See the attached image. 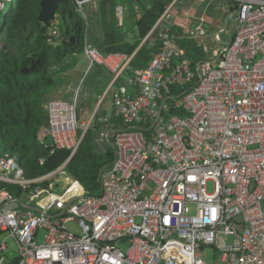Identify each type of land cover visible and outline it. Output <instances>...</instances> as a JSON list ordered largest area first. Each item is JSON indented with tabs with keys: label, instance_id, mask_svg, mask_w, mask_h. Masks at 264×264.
I'll return each instance as SVG.
<instances>
[{
	"label": "built area",
	"instance_id": "2783aa9c",
	"mask_svg": "<svg viewBox=\"0 0 264 264\" xmlns=\"http://www.w3.org/2000/svg\"><path fill=\"white\" fill-rule=\"evenodd\" d=\"M71 1L86 19L84 4L98 0ZM232 1L229 44L193 67L172 24L181 0H172L152 29L160 47L134 70L131 90L116 82L132 56L84 42L89 67L113 74L112 115L123 127L101 137L113 132L114 160L100 173V195H89L65 165L95 113L78 124L75 100H50V154L70 155L57 170L26 178L14 156L0 154V181L20 190L0 188V231L17 247L10 257L0 242V264H264V0ZM8 4L0 0V15ZM54 23L46 42L55 46ZM187 35L202 38L205 26Z\"/></svg>",
	"mask_w": 264,
	"mask_h": 264
},
{
	"label": "trees",
	"instance_id": "16d2710c",
	"mask_svg": "<svg viewBox=\"0 0 264 264\" xmlns=\"http://www.w3.org/2000/svg\"><path fill=\"white\" fill-rule=\"evenodd\" d=\"M171 1L98 0L95 17L88 13L87 21L71 0L60 3L57 10L60 42L54 46L46 42L49 25L38 21L40 0H13L0 30V154L14 156L26 178L46 175L63 165L70 151L59 149L50 154L51 138L42 133L46 114L43 106L60 74L77 62L87 38L101 53L133 54L126 70L133 78L134 70L145 68L160 47L157 39L150 43V37L156 38L153 26ZM117 4L125 10L119 23ZM178 46L189 59V50H201L196 42L184 37L178 38ZM197 60L196 57L191 60L193 67ZM31 64L30 73H20ZM118 80L123 82L121 77ZM172 93L177 95L180 91L174 87ZM171 112L182 113L174 109ZM101 119L96 111L93 123L65 165L67 174L92 196L100 195L98 175L112 164L115 156L113 132L108 139L102 138L101 133L104 128L123 127L113 115L105 121ZM97 132L103 147H99ZM61 181L65 183L67 179ZM48 183L45 181L44 185ZM2 187L20 194L16 185L0 181Z\"/></svg>",
	"mask_w": 264,
	"mask_h": 264
},
{
	"label": "crops",
	"instance_id": "0c3cea01",
	"mask_svg": "<svg viewBox=\"0 0 264 264\" xmlns=\"http://www.w3.org/2000/svg\"><path fill=\"white\" fill-rule=\"evenodd\" d=\"M97 2L98 1H94L84 4L83 10L86 15V21L88 20V13L93 14L96 12ZM234 3L235 2L231 0L228 6H224L221 5V3L220 5H215V0H181V3L174 8L172 24L175 33L179 36L178 38L184 37L187 39H192L194 42H196L197 46L201 47V50L199 51L189 50L191 57L190 59L188 57L187 58L190 61L195 57L198 59L197 63L207 59H214L215 53H217V51H219V49L232 38L234 29L232 16L236 10V3ZM117 6L121 5L117 4ZM122 9L123 12H121V14H118L115 8L116 20L118 21V23L120 22V19L125 12L123 7ZM93 17H95L94 14ZM51 22L49 23V25L51 24ZM200 22L205 26L206 35L202 38L188 36L187 32ZM97 30L99 31V26H97ZM155 39L157 38L152 35L150 37V43L155 42ZM85 41L92 44L87 38H85L84 42ZM130 56H133V54ZM81 58L87 59L82 53L80 56H78V60L74 65L68 67L64 72L60 74L59 81L64 85V88L62 91H60V94L69 93L75 85V88L77 89V82L81 83L83 77H87V79H89L88 84L83 88L82 91L84 93V96H93L95 103H97L101 99H103L106 93L111 94V91L108 90V88L113 80V74L100 65H92L91 67H89V62L87 69H85L84 73H81V67L83 64V60ZM125 74L128 75L126 71ZM130 78L132 77L130 76ZM118 83L120 85H126L128 89L131 90L129 81L123 79L122 83L119 80ZM51 92L47 95V99L52 96ZM110 98L109 101H107V103L104 105V107L101 110L97 111L98 115L105 120L111 118L113 114L112 100ZM54 99L67 101L65 99H61V97L54 96V98L49 99L48 102ZM74 100L76 101V98ZM83 102L85 107L87 108L92 105V102H89L86 99H84ZM108 110L109 114H107ZM44 129L42 131L43 134H45ZM98 142H101L103 145V142L101 140H98Z\"/></svg>",
	"mask_w": 264,
	"mask_h": 264
},
{
	"label": "rangeland",
	"instance_id": "374dc122",
	"mask_svg": "<svg viewBox=\"0 0 264 264\" xmlns=\"http://www.w3.org/2000/svg\"><path fill=\"white\" fill-rule=\"evenodd\" d=\"M230 2H231V0H215V5H217V4L220 5V3H221V5L228 6V4ZM9 8H10V5L8 4L6 6V8L4 9L3 13L0 15V28L3 25L4 17L6 15L7 11L9 10ZM55 22L56 23H54V25L57 27V29L61 28L60 17L58 14L55 16ZM52 26L53 25L50 24L48 26L47 30H49ZM83 58H81L83 60L82 61L83 64L81 67L82 68L81 73H84L85 69H87V66H88V60L83 59ZM88 81H89V79H87V77L86 78L83 77L81 83L77 82V89L75 88L76 87V85H75L74 88L69 93H67V94L61 93L60 94V91L63 90L64 85L58 79L56 86L53 88V90L51 92L52 96L47 99V102L49 99L54 98V96L61 97V99H65V100L69 101L70 103H72L74 101V99L76 98L77 123L80 124L81 121H84V122L88 121L92 117L93 113L101 110L104 107V105L107 103V101H109V98L111 97L110 93L109 94L106 93L104 95L103 99H101L99 102L95 103L93 96H91V95L84 96V93L82 90L88 84ZM84 99L88 100L89 102H92V105L88 108L85 107L84 102H83ZM107 114H109V110L107 111ZM104 130H105V128L103 129V131ZM99 131L101 132L102 129ZM100 132L95 133V136H98V134ZM100 139L98 136L99 141H100ZM101 141H102V139H101ZM98 144L100 145L99 147H101V146L103 147V145H104V144L102 145L101 142H99ZM60 177L63 178L64 176H60ZM56 191L59 192V190H56ZM67 227L69 228L70 231H72L76 234L79 232V230L77 229L76 225L73 222H69L67 224ZM44 235H45V231L43 229L38 232V234L36 236V243L37 244H41L43 242ZM2 241H5V243L7 245V251L5 253L6 255H8L10 257H14L15 255H17V247H16L15 240L11 236H9L8 232L0 231V242H2ZM206 253H207V256H206L207 261L212 263V261H210V260H213V256L215 254L213 252V249L208 248L206 250Z\"/></svg>",
	"mask_w": 264,
	"mask_h": 264
},
{
	"label": "water",
	"instance_id": "95a60500",
	"mask_svg": "<svg viewBox=\"0 0 264 264\" xmlns=\"http://www.w3.org/2000/svg\"><path fill=\"white\" fill-rule=\"evenodd\" d=\"M68 0H40V11L38 14V21L41 22L43 25L47 26L51 21H54L55 15L57 14L58 5L60 3L67 2ZM230 40L224 44L227 46ZM33 63V62H32ZM32 71V64L29 67H24L21 69L20 73L28 74ZM121 78L129 81L131 78L127 74H122ZM45 111V118H44V127L46 128L48 125V114H47V104L43 106ZM102 171V170H101ZM100 171V173H101ZM100 173L98 175V180L100 179Z\"/></svg>",
	"mask_w": 264,
	"mask_h": 264
}]
</instances>
